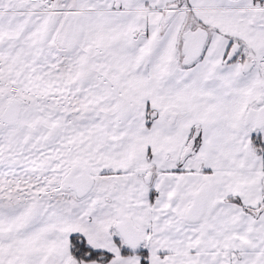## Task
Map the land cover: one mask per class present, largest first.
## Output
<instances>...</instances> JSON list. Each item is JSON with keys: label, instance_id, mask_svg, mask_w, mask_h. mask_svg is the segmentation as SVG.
Returning a JSON list of instances; mask_svg holds the SVG:
<instances>
[{"label": "snow or ice", "instance_id": "1", "mask_svg": "<svg viewBox=\"0 0 264 264\" xmlns=\"http://www.w3.org/2000/svg\"><path fill=\"white\" fill-rule=\"evenodd\" d=\"M0 264H264V0H0Z\"/></svg>", "mask_w": 264, "mask_h": 264}]
</instances>
